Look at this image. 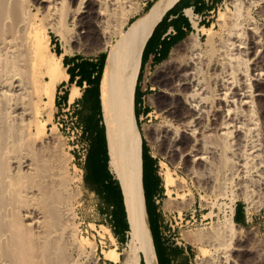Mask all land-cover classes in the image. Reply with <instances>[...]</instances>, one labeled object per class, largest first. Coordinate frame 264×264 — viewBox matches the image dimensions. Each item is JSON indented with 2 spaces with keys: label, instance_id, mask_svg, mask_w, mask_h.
I'll use <instances>...</instances> for the list:
<instances>
[{
  "label": "bare ground",
  "instance_id": "1",
  "mask_svg": "<svg viewBox=\"0 0 264 264\" xmlns=\"http://www.w3.org/2000/svg\"><path fill=\"white\" fill-rule=\"evenodd\" d=\"M136 2L0 0V264H79L84 253L73 204L72 184L78 179L70 173L58 134L48 133L44 121L50 120L42 116H50L55 88L67 77L64 52L50 54L48 71L36 67L42 40L47 44L49 32L68 40L66 30L73 21L77 31L72 42L91 38L96 28L103 49L112 45L100 78V114L107 163L119 184L128 225L122 258L116 252L112 260L156 264L142 188L134 90L144 45L175 0H155L143 14ZM228 3L234 7L229 22L223 13L217 20L226 23L223 35L209 34L204 49L194 35L187 56L178 57L173 67L162 66L167 98L159 109L167 123L149 136L164 156L181 159L190 175H209L214 166L205 189L215 192L238 172L264 169V27L248 20L243 10L257 0ZM70 92L73 101L79 91L73 86ZM34 94L44 96L42 112ZM243 183L236 189L247 194L248 182ZM233 214L232 207L226 234L212 232L204 239L222 253L207 264H233L228 257L234 252L251 253L246 241L234 237L242 229Z\"/></svg>",
  "mask_w": 264,
  "mask_h": 264
},
{
  "label": "rangeland",
  "instance_id": "2",
  "mask_svg": "<svg viewBox=\"0 0 264 264\" xmlns=\"http://www.w3.org/2000/svg\"><path fill=\"white\" fill-rule=\"evenodd\" d=\"M153 1L155 0H135L139 9L141 8L140 10L138 9V13L143 14L145 10L149 9ZM257 1V5L248 6L243 10H245L248 20L257 24H262L264 27V16H260L261 13H257V10L261 8L264 9V0ZM150 3L151 5L147 7ZM221 13H223L222 16L225 17L223 20H226V23L229 22V16L234 13V7L228 3V0H221V3L218 5V8H216L214 16L211 19L213 24L210 27H207L209 28L208 31L202 29V35L193 34L197 37L199 41L198 45L201 49L206 47L205 43L209 34H212L214 37H219L224 34L223 32L226 23L222 21V19L221 21H217L218 18H220ZM261 15H264V12ZM134 16H136V14ZM133 17H131V19ZM76 29L74 21L68 24L67 30L65 29L67 34L69 33L68 40L65 38V41H62L63 38L61 39L60 35L49 32L47 44L42 40L41 43L44 44L37 47V55L42 56V58L36 67L48 71L51 59L53 58L50 54L55 51L57 53L64 52V54L74 57L92 60H98L100 54H105V58L106 56L109 57L112 45L108 46L107 49H103L99 42L100 40L96 37V28L93 29V32L95 33L94 36L82 40L83 42L79 41L78 43L72 42L71 39L77 31ZM64 31L63 34L66 36ZM193 35H190L183 40L175 49H173L166 59L151 64L150 66L147 65L142 72L140 80V87L144 90L142 105L145 106V110L144 114L139 117L138 122L136 121V123L141 137L145 141L149 154L152 156L155 163V170L160 184L159 193L156 197V207L158 208L161 218L160 225L163 236L168 239L183 242L185 245L189 246L193 254L194 264H207L209 258L216 260L221 257L222 253L203 243L204 239L212 232H218L221 235L226 234V218L233 207L234 213L239 209V213L240 211L243 212V215L246 218V222L244 223L235 222L241 227L242 233L237 236L235 235L234 237L246 241L248 247L251 248V253L240 256L236 252H232L233 255L230 253L231 256L228 258L233 264H264V169H253L246 173L238 172L233 177V180L230 183L228 182L227 186L223 185L221 191L215 192L217 190L212 188L205 189L207 187L205 185V183L208 182L207 179L216 172L214 166L209 175L205 172H201L199 175H190L184 170L185 163H183L181 159L176 158L173 160L167 158L162 154V151H158L156 144L152 143L150 139V137H154L155 129H158L167 123L164 114H162L159 109L167 98V95L162 92L164 91V86L161 79L165 70H163L162 66L167 63V67H173L177 64L178 57L181 58L187 56L190 51L189 42L193 38ZM58 47H60V49H58ZM177 49L178 51L174 53ZM160 68L162 70H160ZM63 71L66 73L65 68ZM32 74H35L33 77L35 78L36 72ZM46 80L48 81V78H46ZM62 80L64 79H60V81ZM59 86L57 91L59 90ZM78 91L82 95L83 91ZM34 95V99L36 98V101L37 99L38 101L40 100V103L35 102L34 99L33 101L41 110L44 96L39 94L40 97L38 98V96L36 97L37 94ZM57 95L58 94H56V96ZM33 105L34 104L31 102L30 107H33ZM70 105L71 108H74V113L78 115L77 120L85 126L86 122L84 119L87 117L88 111L82 107L83 104L81 99L79 98ZM60 109L61 107H58V105L54 103L50 111V116H45L46 113L44 115L42 114V116L44 118L43 121L45 119L46 121L47 119L50 120L49 122L44 121L48 126L47 131L50 133V131L53 132L54 130L58 134L59 140L62 144V153L68 161L70 173L78 179L72 184L73 191L76 194L73 201L76 213L75 222L80 233L79 235L84 239L82 242L84 245V253L79 257L78 263L115 264L112 257L114 253L117 252L119 258H122L121 253L123 252L126 241L124 243H118L115 241L112 224V208L110 204L106 202L101 193V188L98 184L99 180L91 173L92 164L88 161L91 137L83 134L79 140V142H84L86 144L85 146L88 152L86 153L87 155L85 154V158L81 160L78 155L80 151L77 149L75 141H72L71 139V129L68 128V122H66ZM98 133L100 137V139H98V144L100 145L102 143L100 130ZM150 167L151 163L146 157L144 163L146 184H148L149 172L151 171ZM109 169L111 170L110 172L113 178L116 179L112 169L110 167ZM245 179H247V181ZM244 181L246 183L248 182L247 194H245L246 192L243 194L241 189H236L239 187L240 183L242 185ZM245 182L243 184H246ZM117 218L119 220L122 219L120 208H118L117 211ZM106 253L109 255L108 259L105 258Z\"/></svg>",
  "mask_w": 264,
  "mask_h": 264
},
{
  "label": "crops",
  "instance_id": "3",
  "mask_svg": "<svg viewBox=\"0 0 264 264\" xmlns=\"http://www.w3.org/2000/svg\"><path fill=\"white\" fill-rule=\"evenodd\" d=\"M220 3L221 0H175L172 6L163 14L160 21L155 25L144 45V53L143 55L141 54L142 57L140 60V65H143V70L147 65L150 66L151 64L156 63V61L161 62L162 60L166 59L171 54L173 49H175L188 36L193 34L202 35V29H206L213 24L211 19L213 18L214 12L216 8H218V5ZM58 49H60V47H58ZM54 53L57 55L62 54L61 52L57 53L56 51ZM98 64L99 62L96 59L92 60L86 58H78L63 53L62 65L65 68L67 78L60 81V86L59 84L56 86L54 103H57L58 107L63 108L78 100L81 97V93H79V95L73 101H70V91L72 90L73 86L82 91H84L85 88H87L88 90H93V77L98 70ZM67 68H69L68 71ZM58 86L59 90L57 91ZM143 92L144 90L142 87H140L139 82V97L138 104L136 106L139 117L144 114L145 110V106L142 105V100L144 97ZM58 93H60V95L56 96V94ZM98 138L99 133L96 135L97 140ZM102 145L104 149V140L102 141ZM146 157L151 163V171L149 172L148 184H146L145 177L144 186L146 198L151 206L152 212L150 233L154 247L156 264H194L193 254L189 246L185 245L183 242L168 239L163 236L162 228L160 225L161 218L158 208L156 207V197L159 193L160 184L158 182V176L155 170L154 159L149 154L147 147L145 148L143 161L144 172V163ZM102 158L103 152H101L99 155V163L102 162ZM107 169L108 166L103 171V178L100 179L97 177V179L99 180L98 184L100 185L102 195L104 196L106 202L110 204L112 210L114 209L115 211V215L112 220L115 241L121 243L120 240H122L124 237H127V231H125L126 223L123 217L121 220L117 218V206L121 201V196L119 193V188L115 186L114 182L112 181L114 178L111 172L109 171L108 173ZM91 173L92 175H94L95 173L100 175L101 170L99 169V171L95 172L92 166ZM234 218H236L240 223L246 222V218L243 215V212L240 211L239 213V209L233 214V222Z\"/></svg>",
  "mask_w": 264,
  "mask_h": 264
},
{
  "label": "trees",
  "instance_id": "4",
  "mask_svg": "<svg viewBox=\"0 0 264 264\" xmlns=\"http://www.w3.org/2000/svg\"><path fill=\"white\" fill-rule=\"evenodd\" d=\"M151 5V3L147 6L149 7ZM132 20V19H131ZM130 20V21H131ZM144 53V49L142 52V55ZM142 57V56H141ZM108 56H106L105 58V54H100L99 58H98V70L96 71L95 76L93 77L94 80V89L93 90H88L87 88L84 89V91L82 92V95L80 97L82 104L87 111V117L84 119L85 126H83V130H84V134L86 136H90L91 137V145L89 147L90 152L88 153L89 157H88V161L92 164L94 171L97 172L99 171V169L101 170V174H94L96 175V177L102 179L103 178V171L105 168H107L108 166V155H107V149H106V140H105V135H104V126L102 124V119H101V114H100V99H99V81L103 72V67L104 64L107 60ZM105 60V61H104ZM159 61H156V63H158ZM69 70V68H67V71ZM142 72H143V65H140L139 71H138V75L136 78V84H135V90H134V114H135V118L136 121L138 122V117H139V113L137 112V104H138V86H139V82L141 80L142 77ZM79 85V84H78ZM57 104V103H56ZM100 124V126H99ZM101 132V139L102 141L104 140V149H103V145L102 143L99 145L98 144V140L96 139V135L98 134L99 130ZM100 139V137L98 138ZM97 141V142H95ZM145 141L142 138V151H141V158H142V184H143V191H144V198H145V207H146V213H147V218H148V223H149V228L151 230V219H152V212H151V206L149 204V202L147 201L146 198V192H145V172L143 169V161H144V154H145ZM103 152V158H102V162H98L99 160V155L100 153ZM105 154V157H104ZM87 155V154H86ZM111 171V170H110ZM107 172L109 173V170L107 169ZM111 176V175H110ZM115 184V186H117L119 188V193L121 196V201L118 203L117 209L120 208L121 209V213H122V217L126 223V228L125 231H127V222H126V217H125V210H124V205H123V201H122V194L120 191V187L119 184L117 182L116 179L112 180ZM114 209L112 210V217H114L115 213H114ZM234 222L236 223H240L236 218H234ZM126 241V238L124 237L122 240H120L121 243H124ZM140 264H144L143 261H140Z\"/></svg>",
  "mask_w": 264,
  "mask_h": 264
},
{
  "label": "built area",
  "instance_id": "5",
  "mask_svg": "<svg viewBox=\"0 0 264 264\" xmlns=\"http://www.w3.org/2000/svg\"><path fill=\"white\" fill-rule=\"evenodd\" d=\"M60 95V93H58ZM63 114V117L68 122V128L71 129L72 141H75L77 149L80 151L78 155L80 159L85 158V154L87 153L86 144L84 142H79L81 136L84 134L83 125L77 120L78 115L75 112L74 108H71V105H67L60 109ZM85 135V134H84Z\"/></svg>",
  "mask_w": 264,
  "mask_h": 264
},
{
  "label": "water",
  "instance_id": "6",
  "mask_svg": "<svg viewBox=\"0 0 264 264\" xmlns=\"http://www.w3.org/2000/svg\"><path fill=\"white\" fill-rule=\"evenodd\" d=\"M100 99V98H99ZM108 169H109V167H108ZM110 171V170H109ZM123 204H124V201H123Z\"/></svg>",
  "mask_w": 264,
  "mask_h": 264
}]
</instances>
